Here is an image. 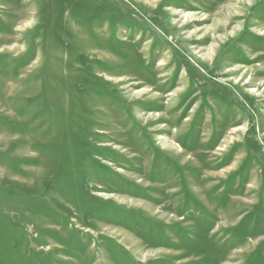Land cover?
Returning <instances> with one entry per match:
<instances>
[{"label":"rangeland","instance_id":"374dc122","mask_svg":"<svg viewBox=\"0 0 264 264\" xmlns=\"http://www.w3.org/2000/svg\"><path fill=\"white\" fill-rule=\"evenodd\" d=\"M0 264H264V0H0Z\"/></svg>","mask_w":264,"mask_h":264}]
</instances>
